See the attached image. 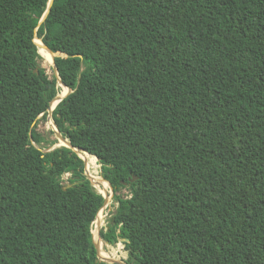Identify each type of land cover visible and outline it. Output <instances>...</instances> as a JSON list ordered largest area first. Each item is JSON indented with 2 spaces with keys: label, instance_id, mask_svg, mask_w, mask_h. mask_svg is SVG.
Masks as SVG:
<instances>
[{
  "label": "trees",
  "instance_id": "trees-1",
  "mask_svg": "<svg viewBox=\"0 0 264 264\" xmlns=\"http://www.w3.org/2000/svg\"><path fill=\"white\" fill-rule=\"evenodd\" d=\"M48 2L0 0V264H119L83 160L35 145L58 90L36 35L73 89L53 120L130 191L101 232L125 262L264 264V0H54L39 25Z\"/></svg>",
  "mask_w": 264,
  "mask_h": 264
},
{
  "label": "rangeland",
  "instance_id": "rangeland-1",
  "mask_svg": "<svg viewBox=\"0 0 264 264\" xmlns=\"http://www.w3.org/2000/svg\"><path fill=\"white\" fill-rule=\"evenodd\" d=\"M41 41V40H38ZM51 56H53V54H51ZM39 64L40 67L43 68L45 70V73L51 77L54 78L56 76L55 71L53 69L52 66V62L51 60H46L42 54L41 56H39ZM37 72V71H36ZM57 87H58V91H59V96L60 98H64L68 92L65 91V89L61 86L60 82L57 79ZM63 95V96H61ZM52 111L53 113V107L50 108V112ZM56 125L55 122L52 118V115H47L46 118H40L38 124H37V130L38 132H40L42 134V136L44 137V141L40 144V145H36V147H40L42 148L44 151H48L49 149L54 148L55 146L61 145L60 143H63L62 141H59L55 132L53 131V129L55 130ZM55 142V143H53ZM72 154L75 156V158H80L83 160L84 164L83 166L80 168L81 172L87 176V178L89 179L90 177V173H89V168H87V164L86 161L75 151L72 150ZM85 157L89 154L85 153L83 154ZM92 163L96 164V161L99 163L100 167H99V173L101 178L103 179V173H102V164L99 162V158L96 156H92ZM96 158V161H95ZM91 163V164H92ZM90 164V166H91ZM92 164V166H93ZM91 166V168H92ZM91 172V169H90ZM69 177H71V173H65L63 176V182L64 184H67L69 181ZM93 181H91L93 188L98 192V193H102L105 195V197L108 199L107 204L104 205V210L100 211L97 214V218L98 215H101V219L103 220L102 224H98L96 219L93 223V228H92V233H93V237L95 236V232L99 229V233H100V238L102 241V247H99V252L108 255L110 258H114L117 259L119 261H125L127 259V251L124 248V244L120 241L117 244H110L108 242H106L101 235V232L104 231L106 229V226L108 225L109 221L112 219L114 212L117 209L118 206V202L116 199V196H122V197H130V191L128 188H122L120 190H118L117 192L114 191V194L112 195V192L110 190L109 185L107 187H99L96 185V182L94 181L95 179L92 177V173H91V177H90ZM95 240V238H94ZM96 241V240H95ZM103 249L105 252L109 253H104ZM109 263V262H107Z\"/></svg>",
  "mask_w": 264,
  "mask_h": 264
},
{
  "label": "water",
  "instance_id": "water-1",
  "mask_svg": "<svg viewBox=\"0 0 264 264\" xmlns=\"http://www.w3.org/2000/svg\"><path fill=\"white\" fill-rule=\"evenodd\" d=\"M53 1L54 0H49V2H48V6H47V9H46V11L44 12V14H43V16H42V18H41V20H40V22H39V25L45 20V18H46V16H47V14L49 13V11H50V8H51V6H52V4H53ZM36 30H38V27L36 28ZM38 40H41L42 42H43V46L47 49V50H49V51H51V52H56V51H54L53 49H51L44 41H43V39L41 38V37H39L38 35H36L35 36V38H34V42H35V44L37 45V47H38V53H39V56H41V52H40V43H39V41ZM80 57V56H79ZM57 72H58V76H59V78L61 79V76H60V73H59V68H58V66H57ZM63 82V81H62ZM64 83V82H63ZM65 84V83H64ZM66 85V84H65ZM67 86V85H66ZM71 90H70V92H69V94L71 93V92H73V89L70 87V86H68ZM58 88V87H57ZM68 94V95H69ZM67 95V96H68ZM59 96V91L57 90V94H56V96L51 100V102H50V106H49V109H48V115H53V113H52V111L50 112V107H51V104H52V101L54 100V99H56L57 97ZM67 96H65L63 99H65ZM63 99H61L59 102H61ZM58 105V104H57ZM54 122H55V125H56V128H57V130H54L53 129V131L55 132V134H56V136H57V138H58V140L59 141H63V143H60L61 145H58V146H55L54 148H52V149H49L48 151H50V150H53V149H55V148H57V147H60V146H65V147H68V148H72V149H75V150H84V151H86V152H88L86 149H83V148H79V147H77V146H74L72 143H71V141L67 138V137H65L63 134H62V132L60 131V129H59V127H58V125H57V123H56V121L54 120ZM66 144V145H65ZM89 153V152H88ZM90 154V153H89ZM103 178L105 179V180H107L104 176H103ZM89 180H91V178L89 177ZM92 181V180H91ZM108 181V180H107ZM109 182V181H108ZM110 183V182H109ZM110 185H111V187H112V190L114 191V188H113V186H112V184L110 183ZM70 185H68L67 187H69ZM67 187H65V188H67ZM64 188V189H65ZM98 214V213H97ZM96 218H97V216H96ZM94 223V222H93ZM93 242H94V245H95V248H96V250H97V260L98 261H104V262H109V263H119V264H127L125 261H119V260H117V259H114V258H105V257H103L102 255H100V252H99V243L98 242H96L95 240H94V237H93Z\"/></svg>",
  "mask_w": 264,
  "mask_h": 264
},
{
  "label": "bare ground",
  "instance_id": "bare-ground-1",
  "mask_svg": "<svg viewBox=\"0 0 264 264\" xmlns=\"http://www.w3.org/2000/svg\"><path fill=\"white\" fill-rule=\"evenodd\" d=\"M39 43L41 44V41H39ZM40 52H41V54H42V56L46 59V60H51V61H53L52 62V66H53V69H54V71H55V74H56V76H57V79H58V81L60 82V84H61V86L65 89V91L66 92H70L68 89H67V87L62 83V80L59 78V76H58V72H57V65H56V62H55V56H56V54L54 53V52H51V51H49V50H47L46 48H44L43 47V45L41 44L40 45ZM51 54H53V56H51ZM36 71L38 72V68H36ZM67 93V94H68ZM61 96H63V95H61ZM61 99H63V98H60V97H57L56 99H54L53 101H52V104H51V107H53V111H54V109H55V107L57 106V104L59 103V101L61 100ZM50 107V108H51ZM55 130H57V128H55ZM62 141V140H61ZM63 142V141H62ZM66 145V144H65ZM72 149V148H71ZM72 150H75V149H72ZM84 160H85V156L83 155V153H87V154H89L88 152H86V151H84V150H75ZM89 156H93L94 157V155H91V154H89ZM95 161H96V158H95ZM93 164V163H92ZM92 166V165H91ZM90 167V166H89ZM91 169V172H90V174L92 173V177L95 179L94 181L96 182V185L97 186H99V187H102V186H104V187H107L108 185H109V187H110V190H111V192H112V195L114 194V191L112 190V187H111V185H110V183L107 181V180H105L104 178H103V181L102 180H100L99 178H98V175H97V161H96V164H93V166H92V168H90ZM92 180V179H91ZM93 181V180H92ZM108 184V185H107ZM103 188V187H102ZM99 194H102V193H99ZM103 195V197L105 198V203H104V205L105 204H107V202H108V199L105 197V195L104 194H102ZM104 205L102 206V208L100 209V211H102V210H104ZM99 211V212H100ZM96 221H97V223L100 225V224H102L103 223V220L101 219V215L99 214L98 215V218L96 219ZM94 238H95V240H96V242H98L99 243V247H102V241H101V238H100V233H99V229L95 232V236H94ZM100 250H103V249H100ZM103 252L104 253H107V252H105L104 250H103ZM103 254V253H102ZM107 254H109V253H107ZM103 255H105V254H103ZM107 258H110L108 255H105Z\"/></svg>",
  "mask_w": 264,
  "mask_h": 264
},
{
  "label": "built area",
  "instance_id": "built-area-1",
  "mask_svg": "<svg viewBox=\"0 0 264 264\" xmlns=\"http://www.w3.org/2000/svg\"><path fill=\"white\" fill-rule=\"evenodd\" d=\"M93 226V225H92Z\"/></svg>",
  "mask_w": 264,
  "mask_h": 264
}]
</instances>
